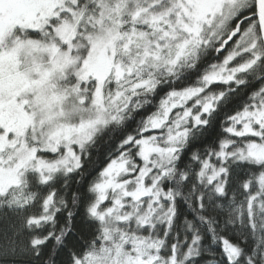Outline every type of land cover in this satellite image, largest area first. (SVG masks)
Returning <instances> with one entry per match:
<instances>
[{
    "label": "snow or ice",
    "instance_id": "obj_1",
    "mask_svg": "<svg viewBox=\"0 0 264 264\" xmlns=\"http://www.w3.org/2000/svg\"><path fill=\"white\" fill-rule=\"evenodd\" d=\"M0 264H264V0H0Z\"/></svg>",
    "mask_w": 264,
    "mask_h": 264
}]
</instances>
